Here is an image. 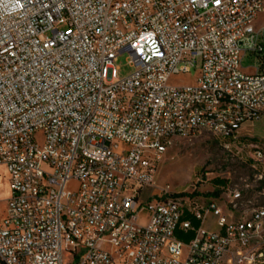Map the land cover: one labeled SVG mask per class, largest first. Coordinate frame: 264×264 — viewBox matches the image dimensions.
I'll use <instances>...</instances> for the list:
<instances>
[{
  "label": "built area",
  "instance_id": "built-area-1",
  "mask_svg": "<svg viewBox=\"0 0 264 264\" xmlns=\"http://www.w3.org/2000/svg\"><path fill=\"white\" fill-rule=\"evenodd\" d=\"M261 14L264 0H0V264H264V148L243 132L264 119ZM124 53L135 70L118 79ZM202 132L250 177L208 200L156 189L175 138Z\"/></svg>",
  "mask_w": 264,
  "mask_h": 264
},
{
  "label": "rangeland",
  "instance_id": "rangeland-1",
  "mask_svg": "<svg viewBox=\"0 0 264 264\" xmlns=\"http://www.w3.org/2000/svg\"><path fill=\"white\" fill-rule=\"evenodd\" d=\"M256 28L264 29V14L258 16ZM61 29L66 28L62 26ZM115 65L117 67L115 76L118 79L126 78L135 70L129 62L128 53L120 55ZM257 67L256 57L247 55L243 58L244 72L252 73ZM196 77L197 72L193 70L190 74L175 76L173 83H191L195 81ZM243 132L250 133L255 137L248 141L250 144L258 143L264 148V119L254 125H244ZM250 175L251 169L248 165L239 160H231L221 139L212 133L202 132L192 137L175 138L173 145L162 155L158 163L155 188L161 189L169 185L174 191L198 193L203 199L208 200L212 197L208 193L219 191V195H221V187L234 186L241 179H246ZM216 179L224 180L225 183L217 185L214 182ZM249 181L251 182V179ZM262 188H264V184L259 189ZM8 198L9 176L5 167L0 166V219L5 214ZM250 198L263 201V197L255 193H251ZM205 227L217 230L216 219L213 217L207 219ZM178 237L184 240L179 236V233Z\"/></svg>",
  "mask_w": 264,
  "mask_h": 264
},
{
  "label": "trees",
  "instance_id": "trees-1",
  "mask_svg": "<svg viewBox=\"0 0 264 264\" xmlns=\"http://www.w3.org/2000/svg\"><path fill=\"white\" fill-rule=\"evenodd\" d=\"M260 69H263V67L261 66ZM214 182L217 185H222V184L225 183L224 180H220V179H216ZM208 195L209 196H218L219 195V191H214L213 193H208ZM179 236L181 238H183L185 241H189L193 237V234L192 233H189V234L179 233Z\"/></svg>",
  "mask_w": 264,
  "mask_h": 264
},
{
  "label": "crops",
  "instance_id": "crops-1",
  "mask_svg": "<svg viewBox=\"0 0 264 264\" xmlns=\"http://www.w3.org/2000/svg\"><path fill=\"white\" fill-rule=\"evenodd\" d=\"M255 71H256V69H255ZM255 71H254V72H255ZM252 73H253V72H252ZM194 226H195V227L199 226V222H198V221H195V222H194ZM192 234H193V233H192Z\"/></svg>",
  "mask_w": 264,
  "mask_h": 264
}]
</instances>
